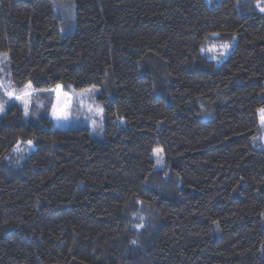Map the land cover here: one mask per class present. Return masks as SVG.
<instances>
[{
    "label": "trees",
    "instance_id": "obj_1",
    "mask_svg": "<svg viewBox=\"0 0 264 264\" xmlns=\"http://www.w3.org/2000/svg\"><path fill=\"white\" fill-rule=\"evenodd\" d=\"M256 3L0 0V57L33 103L112 82L102 142L53 128L48 99L41 126L0 116V264H264ZM232 36L221 61L200 51Z\"/></svg>",
    "mask_w": 264,
    "mask_h": 264
},
{
    "label": "rangeland",
    "instance_id": "obj_2",
    "mask_svg": "<svg viewBox=\"0 0 264 264\" xmlns=\"http://www.w3.org/2000/svg\"><path fill=\"white\" fill-rule=\"evenodd\" d=\"M217 0H205L207 6H212L214 2ZM70 22H72V17L70 18ZM234 36L224 41L225 43L230 44V48L227 50L226 54L222 57H219L218 59H215L217 61L223 60L228 52L231 50V48L234 45ZM213 44L219 45L222 44L219 41H212V44H210L209 47H211ZM208 48V47H207ZM206 48V49H207ZM206 53H208L206 51ZM210 58L212 59L213 53H208ZM0 82L4 84V87L7 88L9 91H13L15 93L21 92L27 84H25L22 88L16 89L13 87V85L10 82L9 74L7 71H5V60L4 58L0 57ZM214 60V59H213ZM108 81V80H107ZM112 88V82L109 80L106 82L104 87L102 88L104 92L106 93V96L110 99L112 98L110 92ZM56 87L49 90L48 92L44 93V96L36 98L34 103L33 99L34 92L33 89H30V95L26 97V99L29 102V115H24V109L23 105L16 100H9V98L4 95V89L0 88V102L7 101V104L5 105V109L9 105H17L22 109L23 112V118L26 122L33 124L35 126H41L40 122L38 121L41 111H42V103L45 102V99L49 100V108H48V118L53 124V128H85L88 130L90 137L98 142L103 141V125H104V118L103 113L101 114L99 112L100 109H102L101 105L97 102V95L102 92V89L100 87H92L87 88L85 90L81 91H65L61 87L62 93H67V108L66 111L68 113L67 119H61L57 120L52 115V109L54 105H57V92L55 91ZM64 104V97H60V104L59 106H62ZM1 116V115H0ZM258 117V113H257ZM259 121V118H258ZM260 125V122H259ZM253 145H260L264 147V129L260 127V132L253 138L252 140ZM159 148H154L151 151V159L153 161L154 167L159 169L164 167V160L162 157L161 162L157 163V157L153 155L154 150Z\"/></svg>",
    "mask_w": 264,
    "mask_h": 264
},
{
    "label": "snow or ice",
    "instance_id": "obj_3",
    "mask_svg": "<svg viewBox=\"0 0 264 264\" xmlns=\"http://www.w3.org/2000/svg\"><path fill=\"white\" fill-rule=\"evenodd\" d=\"M256 9H258L261 13H264V0H257V3L255 5ZM211 35L216 36L218 35L217 33H212ZM230 48V44L228 43H222L219 45L213 44L211 47H208L207 49L205 48H201L200 51L203 53L205 51H207L208 53H213L212 55V59H218L219 57H222L226 54L227 50ZM0 88L4 89V95H6L9 100H16L19 101L22 105H23V109H24V115L28 116L29 115V102L26 99V97H28L30 95V89L32 88L31 82H29L26 87L19 93H15L13 91H9L7 88L4 87V84L2 82H0ZM55 91L57 92V105L53 106L52 109V115L55 119L57 120H61V119H67L68 118V113L66 111L67 108V93H62L61 89H60V85H57ZM63 96L64 97V104L62 106L58 105L60 104V97ZM7 104V101L5 102H0V115H3L5 112V105ZM99 112L102 114L103 113V109H100ZM257 113H258V118H259V122H260V127L262 129H264V107H261L259 109H257ZM26 143L29 147L32 146V141L28 140ZM17 151L20 150V143L18 142L16 149ZM162 149H156L153 152V155L157 157V163L159 164L162 160ZM142 226V225H141ZM133 244H135L136 242L133 241Z\"/></svg>",
    "mask_w": 264,
    "mask_h": 264
}]
</instances>
